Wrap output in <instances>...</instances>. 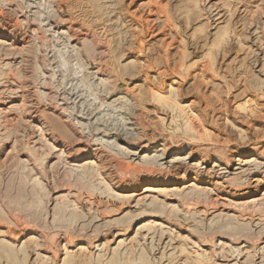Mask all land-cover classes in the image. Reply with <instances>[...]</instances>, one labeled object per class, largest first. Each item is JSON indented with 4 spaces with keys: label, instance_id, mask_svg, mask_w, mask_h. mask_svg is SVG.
Here are the masks:
<instances>
[{
    "label": "rangeland",
    "instance_id": "374dc122",
    "mask_svg": "<svg viewBox=\"0 0 264 264\" xmlns=\"http://www.w3.org/2000/svg\"><path fill=\"white\" fill-rule=\"evenodd\" d=\"M0 264H264V0H0Z\"/></svg>",
    "mask_w": 264,
    "mask_h": 264
},
{
    "label": "bare ground",
    "instance_id": "6f19581e",
    "mask_svg": "<svg viewBox=\"0 0 264 264\" xmlns=\"http://www.w3.org/2000/svg\"><path fill=\"white\" fill-rule=\"evenodd\" d=\"M194 178L197 179V177H194ZM177 184H178V182H177ZM146 190H149V188L144 187V191H146Z\"/></svg>",
    "mask_w": 264,
    "mask_h": 264
}]
</instances>
